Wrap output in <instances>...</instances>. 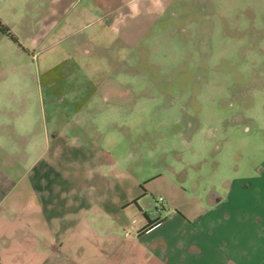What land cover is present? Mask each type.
Listing matches in <instances>:
<instances>
[{"label":"rangeland","instance_id":"1","mask_svg":"<svg viewBox=\"0 0 264 264\" xmlns=\"http://www.w3.org/2000/svg\"><path fill=\"white\" fill-rule=\"evenodd\" d=\"M35 1L0 0L14 37L0 35V116L28 115L49 132L66 124L76 147L58 159L61 211L75 198L84 210L90 179L102 177L94 158L118 163L106 177L124 185L110 198L130 194L150 213L166 207V183L192 172L197 148L243 170L264 159V0H87L85 11L82 0L71 13L81 18L40 42ZM127 219L76 240L98 257L89 244L124 239ZM11 229L0 225V253Z\"/></svg>","mask_w":264,"mask_h":264},{"label":"crops","instance_id":"2","mask_svg":"<svg viewBox=\"0 0 264 264\" xmlns=\"http://www.w3.org/2000/svg\"><path fill=\"white\" fill-rule=\"evenodd\" d=\"M77 2L82 0H36L34 8L45 11L35 39H50L62 24L81 18L71 14ZM87 7L85 0L83 10ZM121 9L123 5L111 8L117 14ZM112 12L106 13L111 22L123 20V14ZM15 118L0 116V225L12 227L0 264H264V159L256 166L244 164L243 170L234 163L205 161L197 148L192 172L166 183L172 187L166 207L150 213L149 204L135 203L130 194L118 202L110 198V188L124 185L106 177L107 168L118 163L94 158L102 177L90 179L84 210L78 211L81 198H75L73 206L61 211L64 196L56 172L65 163L58 159L76 147L67 126L49 132L28 115ZM49 169L52 174L46 177ZM119 209L121 217L114 220ZM126 217L131 224L121 226L124 239L97 248L89 244L98 257L76 240L77 232L80 237L102 233L103 222L108 228Z\"/></svg>","mask_w":264,"mask_h":264},{"label":"trees","instance_id":"3","mask_svg":"<svg viewBox=\"0 0 264 264\" xmlns=\"http://www.w3.org/2000/svg\"><path fill=\"white\" fill-rule=\"evenodd\" d=\"M0 31H1V33L2 34H4V35H7V36H9L11 39H13L14 40V37L12 36V34L2 25V23H1V21H0ZM158 222V221H157ZM157 222H155V223H157ZM152 225H154V224H152ZM152 225L150 226V227H152ZM149 227V228H150Z\"/></svg>","mask_w":264,"mask_h":264},{"label":"clouds","instance_id":"4","mask_svg":"<svg viewBox=\"0 0 264 264\" xmlns=\"http://www.w3.org/2000/svg\"><path fill=\"white\" fill-rule=\"evenodd\" d=\"M157 2H158V0H157Z\"/></svg>","mask_w":264,"mask_h":264}]
</instances>
